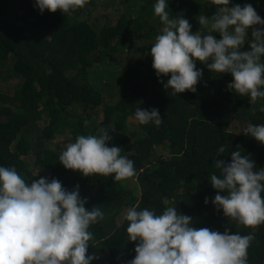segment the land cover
Returning a JSON list of instances; mask_svg holds the SVG:
<instances>
[{
	"label": "trees",
	"instance_id": "16d2710c",
	"mask_svg": "<svg viewBox=\"0 0 264 264\" xmlns=\"http://www.w3.org/2000/svg\"><path fill=\"white\" fill-rule=\"evenodd\" d=\"M155 2L90 0L74 14H40L34 0H0V166L15 167L28 183L48 177L69 191L79 185L85 207L104 212L89 229L88 255L100 258L93 264L134 258L123 214L136 205L157 214L176 207L197 229L252 235L248 264H264V224L229 222L211 203L219 193L210 183L211 174L219 175L214 160L230 162L232 151L264 168V146L242 132L264 124V99L249 104V97L228 89L231 74L211 73L199 62L203 75L195 93L166 91L149 54L164 27L154 16ZM237 4H251L264 18V0H231L230 6ZM168 8L170 19H187L193 32L200 15L215 13L209 0H169ZM251 41L249 31L241 51ZM161 79L167 83L170 76ZM138 107L158 109L162 124L139 125L133 119ZM99 127L109 128L108 147L134 161V177H84L59 163L68 143ZM222 145L226 152L217 157Z\"/></svg>",
	"mask_w": 264,
	"mask_h": 264
},
{
	"label": "clouds",
	"instance_id": "9594fccd",
	"mask_svg": "<svg viewBox=\"0 0 264 264\" xmlns=\"http://www.w3.org/2000/svg\"><path fill=\"white\" fill-rule=\"evenodd\" d=\"M90 0H34L40 14L45 11L74 14ZM215 6L211 17L200 15V29L192 31L187 19L169 17V0H156L154 16L164 26L151 45L152 68L166 91L173 96L195 93L202 79L197 62L211 73L231 74L228 89L249 97L255 105L264 99V18L251 4L230 6L231 0H209ZM206 29L207 31H202ZM251 32L247 51L245 41ZM213 33H219L216 39ZM170 76L167 83L161 77ZM264 112V106L260 108ZM133 119L139 125L159 127V110L136 108ZM89 121H85L88 127ZM112 131H115L114 127ZM245 136L264 146V124H249ZM109 128L95 134H81L59 154V163L84 177L111 176L114 182L136 175L134 161L121 155L122 149L108 147ZM220 146L216 156H224ZM231 161L214 160L219 175L210 183L217 194L211 200L229 222L255 228L264 224V168L240 151H232ZM79 185L71 191L55 178L41 177L28 183L15 167L0 166V264H93L100 258L88 255L93 224L104 219L99 207L86 208ZM205 205L209 203L206 197ZM133 206L123 214L127 238L135 242V256L128 264H248L252 235L223 233L193 227V218L167 207L161 214Z\"/></svg>",
	"mask_w": 264,
	"mask_h": 264
}]
</instances>
